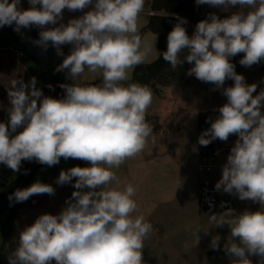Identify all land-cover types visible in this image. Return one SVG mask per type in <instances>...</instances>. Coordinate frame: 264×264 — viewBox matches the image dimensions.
Listing matches in <instances>:
<instances>
[{"label": "clouds", "instance_id": "9594fccd", "mask_svg": "<svg viewBox=\"0 0 264 264\" xmlns=\"http://www.w3.org/2000/svg\"><path fill=\"white\" fill-rule=\"evenodd\" d=\"M28 2L25 10L19 7L21 0H0V27L15 25L14 31L20 32L35 26L41 30L34 43L43 51L51 45L57 55H63L62 45H72L55 71L67 70L73 83L61 84L65 95L56 99L43 95L34 76L27 83L22 78L11 81L9 119L0 122V164L14 173L21 171L22 160L51 167L61 158H72L90 166L60 172L56 184H70L76 178L72 185L76 190L59 214H41L20 232L9 264H144L142 249L152 225L143 216L132 217L138 206L131 184L123 190L109 185L118 183L111 169L141 153L153 135L146 122L152 89L122 84L152 51L151 44L142 43L137 25L145 0ZM195 2L224 9L239 5L241 10L223 19L210 13L197 23L191 37L183 26L186 18H177L167 35V50L160 54L173 70L184 61L192 64L188 76L214 84L227 97L198 143L206 147L216 139L226 142L230 135L238 136L215 190L259 203L260 210L225 211L231 216L228 220L211 218L215 226L230 228L224 251L232 257L231 264H252L253 255L264 264V90L254 96L257 84H247L230 62L239 53H244L239 63L245 67L264 60V0ZM90 5L91 10L79 18L46 27L62 21L64 9L82 12ZM86 68L100 71L102 84L77 86L75 81ZM226 79L233 80V86L224 88ZM54 193L52 185L37 181L8 199L24 202L33 195ZM193 235L198 245L199 231ZM211 247L219 249V236L212 238Z\"/></svg>", "mask_w": 264, "mask_h": 264}, {"label": "crops", "instance_id": "0c3cea01", "mask_svg": "<svg viewBox=\"0 0 264 264\" xmlns=\"http://www.w3.org/2000/svg\"><path fill=\"white\" fill-rule=\"evenodd\" d=\"M201 6L206 11L228 15L241 10L239 5L230 6L228 9L207 4ZM26 7L27 9L30 7L29 2ZM149 12L143 11L140 14L143 16V27L139 33L141 38L146 34H152L144 30L147 19L151 15ZM78 13L79 11L72 12L64 9L62 21L46 27H58L61 22L67 24L70 19L78 18ZM9 29L10 26L0 27V122L5 123L9 119L8 109L11 107L8 97V87H10L11 81L22 78L27 83L33 76L37 79L39 71L37 69H40L33 59H24L23 47L19 40L10 34ZM5 31H8L12 39L6 45H2ZM153 36L155 35L153 34ZM155 38L157 45V37L155 36ZM67 46L68 44L62 45V49L65 50ZM159 54L158 50L152 62L159 57ZM37 87L42 90L44 96L48 95L50 88L41 87L38 83ZM179 87H183V85L158 86L157 92L152 90L153 101L146 116L156 121V124H150L153 135L141 153L127 159L119 168L111 169L115 173L118 183L112 181L109 186L123 190L131 184L135 188V195L132 198L138 206L137 210L132 213V217L143 216L145 222L152 219L169 220V214L165 210L168 206L183 204V189L189 182L192 169L196 173L197 182L200 185V176L197 172V165L202 156V146L198 143L200 137L199 116L219 113L220 107L213 101L204 104H188L183 100V96L177 93ZM215 119L216 116L212 115L208 120ZM191 120H196V128ZM81 161L84 167L90 166V162ZM87 190L84 189V191ZM53 203L55 202L48 196L33 195L22 204L15 214H6L7 218L3 220L2 225L4 226L0 230V264H9V257L17 247L20 232L26 226L33 224L41 214H48L47 210ZM11 225L12 228L9 229L8 227Z\"/></svg>", "mask_w": 264, "mask_h": 264}, {"label": "rangeland", "instance_id": "374dc122", "mask_svg": "<svg viewBox=\"0 0 264 264\" xmlns=\"http://www.w3.org/2000/svg\"><path fill=\"white\" fill-rule=\"evenodd\" d=\"M149 1L150 0H145L143 11H150L148 6ZM27 2L28 0H21L19 7L26 10ZM91 8L92 6L90 5L82 12L79 11L78 18L87 11L91 10ZM149 13L154 15V13L151 11ZM137 25L140 33V30H142L143 27L142 15L139 16ZM195 26V24L187 20L185 29L189 37L193 35ZM31 28L33 32L39 37V32L41 29L35 26ZM10 39H12L11 35L8 33V31H5L4 37L2 39V45H6ZM141 39L142 43L146 42L152 45L151 54L145 61V63H150L153 61L152 59H155V54L158 52L156 38L153 36V34H146ZM61 50L63 52V61V59L70 54L72 45H68L65 50H63L61 46ZM23 54L25 60H32L25 52ZM243 56L244 53H239L235 57H231L230 62L235 65L236 73L244 76L245 82L247 84H257L256 93H253L255 96L259 94L261 90H264V60L258 64L252 65L251 67H245L239 63ZM62 61L58 65H60ZM57 66L48 74H44L41 69H37V71L39 70L37 76L39 86L49 88L48 85H51L52 80L55 77L64 84L70 85L73 83V81L68 79L66 76L67 70L61 72L55 71ZM192 66L193 65L190 64L187 68V71ZM187 71L183 79L176 83V85H183V87H179L177 89V93L183 96V100L185 102L190 105H194L196 103L204 104L206 102L213 101L214 103L218 104L219 107L227 103V97L222 94L223 89H217L212 83L202 82L194 75L188 76ZM101 78L102 73L100 71L94 73L86 68L85 71L79 77H77L75 84L77 86H86L88 83L95 82ZM233 84V80L226 79L223 87L227 88L233 86ZM261 111L264 112V108H262ZM210 114L216 116V118L219 116V113L215 112ZM191 121L196 128V120ZM152 123L156 124V121L152 119ZM202 126H204V124L199 126V133ZM22 130L23 129L20 128L17 130V132ZM70 168H72L71 158L67 160L61 158L59 164L51 167L45 166L39 172L34 174L29 180V186L34 182L39 181L41 183L50 184L54 187V195L40 194L42 196L50 197V199L55 202L49 206L47 210L48 214H59L63 208L66 207L65 201L71 198L73 191L76 190L72 186L75 183L74 178L70 184H56V179L58 178L60 172L62 170L66 171ZM19 175L20 172L13 173L12 178L16 179ZM183 192V204L174 205L171 207L168 206L165 210L166 213L169 214V220L157 221L152 219L147 221L152 225L153 230L151 233H149L145 241V246L142 249L144 264H231L232 257L228 256L224 251V243L230 235V228L228 225L215 226L216 222L212 220L211 215L216 216V221H219L221 217H223L225 220H228L231 219V216L225 215V212L222 210L210 215L204 214L201 211L199 185L197 182V175L193 169L191 170L189 182L185 184ZM256 205L260 206L259 203H256ZM171 215H173V217H171ZM5 218H7L6 214L1 217L0 222L2 223ZM8 228L11 229L12 225ZM197 231H199L200 242L198 245H195V236L193 233H196ZM214 236L220 237V247L218 250L211 247V240ZM249 259L252 261V264H259L260 257L253 255L249 256ZM53 264H55L54 261Z\"/></svg>", "mask_w": 264, "mask_h": 264}, {"label": "trees", "instance_id": "16d2710c", "mask_svg": "<svg viewBox=\"0 0 264 264\" xmlns=\"http://www.w3.org/2000/svg\"><path fill=\"white\" fill-rule=\"evenodd\" d=\"M149 8L154 15H150L147 19V24L144 28L157 37V48L160 53L167 50V35L172 30L173 26L178 22L177 18H186L191 23L197 25L201 20L208 17L211 11H206L201 5L197 6L195 0H150ZM219 18L228 17V14L215 13ZM184 27L186 24L183 25ZM187 52H185V55ZM189 63L184 61L182 65L177 66L175 70L171 65L163 60L161 54L152 63L141 64L133 69L132 78L128 81L122 82L124 86L131 83H139L154 90L158 86H171L178 83L186 74ZM64 84L58 78H53L51 88L47 96L62 99L65 95V90L60 87ZM102 84V79L88 83L86 86H95ZM212 114H201L199 116V125L211 123L208 120ZM146 122L152 124V118L146 116ZM72 167H84L80 159H72ZM47 165H42L35 160L21 162L20 175L13 179V171L6 165L0 164V221L4 214H15L22 204L25 202H10L8 197L17 189H24L29 187L30 178ZM25 171L27 174H24ZM76 178H74L75 180ZM0 222V230L2 228ZM2 235H4L2 233Z\"/></svg>", "mask_w": 264, "mask_h": 264}, {"label": "built area", "instance_id": "2783aa9c", "mask_svg": "<svg viewBox=\"0 0 264 264\" xmlns=\"http://www.w3.org/2000/svg\"><path fill=\"white\" fill-rule=\"evenodd\" d=\"M214 120H212L213 122ZM211 127V123L201 127L200 134ZM237 135H230L228 140H214L208 146H202V156L197 165L199 180V198L201 211L210 215L219 210L241 214L244 211H259L260 207L251 201H242L236 195L215 190V184L222 176V167L226 163Z\"/></svg>", "mask_w": 264, "mask_h": 264}, {"label": "water", "instance_id": "95a60500", "mask_svg": "<svg viewBox=\"0 0 264 264\" xmlns=\"http://www.w3.org/2000/svg\"><path fill=\"white\" fill-rule=\"evenodd\" d=\"M14 27L15 25L10 26V34L19 40L24 52L37 63L44 74L50 73L62 61V55H57L56 50L51 45H49L47 51H43L34 43L39 37L33 32L32 28H22L20 32H16ZM157 91L158 89L155 88L154 92Z\"/></svg>", "mask_w": 264, "mask_h": 264}]
</instances>
